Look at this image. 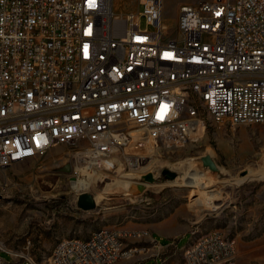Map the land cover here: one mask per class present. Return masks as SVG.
<instances>
[{"label": "built area", "instance_id": "1", "mask_svg": "<svg viewBox=\"0 0 264 264\" xmlns=\"http://www.w3.org/2000/svg\"><path fill=\"white\" fill-rule=\"evenodd\" d=\"M163 3L0 0V167L67 144L71 181H103L143 167L146 142L182 146L210 120L264 123V0L182 3L172 34ZM146 234L62 238L49 264H115L144 252L126 239ZM184 264H237V241L193 229Z\"/></svg>", "mask_w": 264, "mask_h": 264}, {"label": "rangeland", "instance_id": "2", "mask_svg": "<svg viewBox=\"0 0 264 264\" xmlns=\"http://www.w3.org/2000/svg\"><path fill=\"white\" fill-rule=\"evenodd\" d=\"M140 1L113 0L114 11L142 9ZM200 1L164 0L163 28L172 34L180 5ZM146 144L143 167L103 181L93 178L84 189L71 185V145L58 144L45 155L0 167V264H49L62 238H87L101 228L139 231L174 212L186 215L192 230H220L235 238L237 264H264V123L210 120L182 146ZM206 156L215 168L204 163ZM191 171L203 175L207 186L178 183ZM128 179L132 183L125 189L122 181ZM111 180L117 189L108 192ZM82 192L95 197L94 209L79 207ZM190 237L182 235L180 247ZM126 243L145 245L133 237Z\"/></svg>", "mask_w": 264, "mask_h": 264}, {"label": "crops", "instance_id": "3", "mask_svg": "<svg viewBox=\"0 0 264 264\" xmlns=\"http://www.w3.org/2000/svg\"><path fill=\"white\" fill-rule=\"evenodd\" d=\"M197 3V2H195ZM193 3V4H195ZM147 234L140 239L146 250L130 259L120 260L115 264H184V248L179 245V238L191 234L187 216L174 212L156 223L139 229Z\"/></svg>", "mask_w": 264, "mask_h": 264}, {"label": "bare ground", "instance_id": "4", "mask_svg": "<svg viewBox=\"0 0 264 264\" xmlns=\"http://www.w3.org/2000/svg\"><path fill=\"white\" fill-rule=\"evenodd\" d=\"M146 143H148V142H146ZM146 143H144V144H142L140 147H139V151L141 152V153H145V151H144V149H148V144H146ZM153 144V143H152ZM151 144V145H152ZM150 148H151V146H150ZM149 148V149H150ZM152 148H154V147H152ZM243 149H244V147H243ZM149 151V150H148ZM151 151V150H150ZM146 154V153H145ZM123 175V174H122ZM126 175H129V176H131L130 177V179L132 178V174H130V173H127ZM130 179H128V180H125V181H122V184H123V186L122 187H124L125 189H127L128 187H129V185L132 183V180H130ZM95 180V179H94ZM108 180H110V179H108ZM91 180H90V178L89 179H87V178H85V177H80L78 180H75V181H71V185H72V187H74V188H76V189H84V188H86V187H88L90 184H91ZM178 183H185V184H187V185H189V186H196V185H200L201 186V188H204V187H206L207 186V183L204 181V177H203V175H201V174H199V173H197V172H193V171H191V172H189V173H187V175L184 177V179H183V181H180V182H178ZM117 184H115V182L114 181H110V182H108L107 183V186H108V189L106 190V191H108V192H113V191H116L115 190V186H116ZM200 186H198V187H200ZM117 189V188H116ZM101 193H103L102 191H101ZM96 201V200H95Z\"/></svg>", "mask_w": 264, "mask_h": 264}, {"label": "water", "instance_id": "5", "mask_svg": "<svg viewBox=\"0 0 264 264\" xmlns=\"http://www.w3.org/2000/svg\"><path fill=\"white\" fill-rule=\"evenodd\" d=\"M203 160L205 164H209L211 168H215V164L209 156L204 157ZM149 178H151V175H149ZM1 197L2 195L0 194ZM78 205L84 210L94 209L96 207L95 197L89 192H82L78 197Z\"/></svg>", "mask_w": 264, "mask_h": 264}]
</instances>
